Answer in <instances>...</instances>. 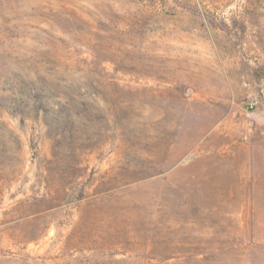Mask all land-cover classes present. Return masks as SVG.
I'll return each instance as SVG.
<instances>
[{
  "label": "rangeland",
  "instance_id": "rangeland-1",
  "mask_svg": "<svg viewBox=\"0 0 264 264\" xmlns=\"http://www.w3.org/2000/svg\"><path fill=\"white\" fill-rule=\"evenodd\" d=\"M263 87L264 0H0V264H264Z\"/></svg>",
  "mask_w": 264,
  "mask_h": 264
},
{
  "label": "crops",
  "instance_id": "crops-1",
  "mask_svg": "<svg viewBox=\"0 0 264 264\" xmlns=\"http://www.w3.org/2000/svg\"><path fill=\"white\" fill-rule=\"evenodd\" d=\"M258 97L259 104L254 110V118L260 127L264 130V87L260 91ZM263 160H264V144H263Z\"/></svg>",
  "mask_w": 264,
  "mask_h": 264
},
{
  "label": "trees",
  "instance_id": "trees-1",
  "mask_svg": "<svg viewBox=\"0 0 264 264\" xmlns=\"http://www.w3.org/2000/svg\"><path fill=\"white\" fill-rule=\"evenodd\" d=\"M70 195L75 196L77 202H82L88 198L86 187H81Z\"/></svg>",
  "mask_w": 264,
  "mask_h": 264
},
{
  "label": "built area",
  "instance_id": "built-area-1",
  "mask_svg": "<svg viewBox=\"0 0 264 264\" xmlns=\"http://www.w3.org/2000/svg\"><path fill=\"white\" fill-rule=\"evenodd\" d=\"M259 104L258 97H252L248 102V107L250 109H255Z\"/></svg>",
  "mask_w": 264,
  "mask_h": 264
}]
</instances>
